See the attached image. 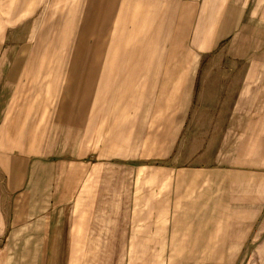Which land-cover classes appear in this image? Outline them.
Returning a JSON list of instances; mask_svg holds the SVG:
<instances>
[{
	"label": "crops",
	"instance_id": "crops-1",
	"mask_svg": "<svg viewBox=\"0 0 264 264\" xmlns=\"http://www.w3.org/2000/svg\"><path fill=\"white\" fill-rule=\"evenodd\" d=\"M35 4L0 1V238L27 264H264V0ZM53 62L93 80L75 114Z\"/></svg>",
	"mask_w": 264,
	"mask_h": 264
},
{
	"label": "rangeland",
	"instance_id": "rangeland-1",
	"mask_svg": "<svg viewBox=\"0 0 264 264\" xmlns=\"http://www.w3.org/2000/svg\"><path fill=\"white\" fill-rule=\"evenodd\" d=\"M1 3L3 4V8L5 10L10 9V4L12 0H0ZM36 1V4L33 6L35 9H40L41 13L44 11V9H49L53 10L54 14H58V16H69L72 13H76L78 10L77 7V1L78 0H30V3H33ZM41 2L38 5V2ZM16 5H19L20 8H25L28 7L26 5L28 3V0H15ZM45 2V3H44ZM46 5V6H45ZM30 7V5H29ZM88 48L89 47H77V46H57V47H39L36 46L34 48V51H36V54H43L46 49L49 51V54H53L54 56L60 57L61 55L64 56H70L71 60H75L76 56L86 54L88 53ZM3 53V48H0V54ZM75 65V61H74ZM53 69L61 72L62 76L65 77L66 72L71 71L74 72L73 76H70L68 74V77H62L60 84L58 87L64 88L63 89V94L62 95H56L54 97V107L52 113L56 114L55 116L62 115V114H69V113H76L74 110L76 107V103L78 101V98L82 100V87L83 83L85 84L84 89H85V98L84 102H91V95L88 96L87 94V89L86 87H89V83H92V79H80L77 78L76 74V69L70 68V62L69 63H61V62H53L52 63ZM70 76V77H69ZM91 86V85H90ZM80 91V93H79ZM60 97V100H59ZM59 102V103H58ZM58 105H55L57 104ZM10 241V242H9ZM13 241L14 243V248L11 242ZM3 240L0 238V246L7 247L6 250L9 249L8 254H0V264H27V255L26 254H21L20 252V247L21 246H26V240L22 239H13V240ZM24 241V242H23ZM11 250L15 251L13 255L11 254ZM13 259V260H12Z\"/></svg>",
	"mask_w": 264,
	"mask_h": 264
}]
</instances>
